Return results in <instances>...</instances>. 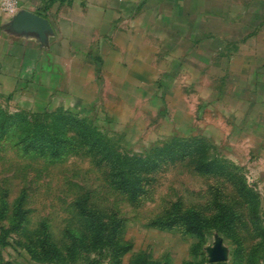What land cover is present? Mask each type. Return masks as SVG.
<instances>
[{
    "label": "rangeland",
    "instance_id": "rangeland-1",
    "mask_svg": "<svg viewBox=\"0 0 264 264\" xmlns=\"http://www.w3.org/2000/svg\"><path fill=\"white\" fill-rule=\"evenodd\" d=\"M139 16L114 13L108 42L82 31L78 55L58 56L47 40L49 61L30 50L35 62L20 64L22 52L0 46V264H264V135L253 133L264 118L257 127L250 79L222 47L181 28L145 30V19L135 28ZM59 113L96 129L114 158ZM175 140L190 152L140 169L137 196L125 190L119 155L140 167ZM203 156L225 165L203 173ZM192 212L209 226L203 239L186 229Z\"/></svg>",
    "mask_w": 264,
    "mask_h": 264
},
{
    "label": "crops",
    "instance_id": "crops-1",
    "mask_svg": "<svg viewBox=\"0 0 264 264\" xmlns=\"http://www.w3.org/2000/svg\"><path fill=\"white\" fill-rule=\"evenodd\" d=\"M17 2L19 12L27 11L49 21L51 33L54 30L55 35L50 38L51 33L48 34L47 40H50V43L55 41L53 50L57 48L58 56L64 53L78 55L82 31L100 29L105 34V41L108 42V35L113 29L114 13L119 12L140 15L135 28L139 25L143 29L145 19L148 22L145 30L181 28L186 32V36L189 34L191 37L197 36L198 41L193 44L206 48L211 44L222 47L219 49L222 50L220 55L222 59L232 61L237 71L244 72L241 76L250 79V94L256 96L252 98L251 110L255 111L256 126L262 123L264 0H17ZM12 20L13 17L8 19L0 10V46L22 52L20 64L25 61L35 62L27 55L30 54V50L33 54L34 52L43 54L45 50L43 51L41 46L44 48L46 42L42 43L38 36L32 33L16 32L11 27ZM132 36L128 32L127 37L130 39ZM107 44L105 42L100 47L103 48L105 55ZM134 44L132 41L131 45ZM72 46L75 48L73 52ZM84 47H87V44H84ZM224 47H228L227 55ZM205 52L206 57L202 55L201 58L208 65L209 50L206 49ZM50 54L49 51L43 54L48 61ZM3 55L7 54L4 52ZM254 132L256 136L264 135V130L257 129Z\"/></svg>",
    "mask_w": 264,
    "mask_h": 264
},
{
    "label": "trees",
    "instance_id": "trees-1",
    "mask_svg": "<svg viewBox=\"0 0 264 264\" xmlns=\"http://www.w3.org/2000/svg\"><path fill=\"white\" fill-rule=\"evenodd\" d=\"M54 118L59 119V120L63 119V121H65L66 123L71 122L70 124H78L79 126H83V131L85 130L87 132V136L90 139L93 145V148L98 149L99 152H107L108 153L106 154L107 157H111V159L114 158L115 153L113 152V150L110 149V147L106 145L104 141H102L100 135L96 132V129L91 128L89 125L85 124V122L84 124H82L80 120H78L77 118L73 116H69L67 114L65 115V114L59 113L55 115ZM44 138L46 142L49 144L50 148H55L54 156H59V153L61 152V146H60V141L56 138V136L48 134V135H44ZM192 146L193 145L190 142H183L180 140H175L171 142L169 145L165 146V148L158 149L157 151H155L153 156L149 157L150 159H148V161L145 162V164H142L140 167H138L139 163H135L136 159L133 160L128 157L119 155L118 164L120 165L118 166L117 169L120 175L121 185H123L125 190H127L128 192H131L132 196H137L139 193L143 191V188L141 186L142 178L141 176L138 175L140 172V169H141L140 174H142L144 172V169H148L150 166L155 167V164L157 165L158 163V159H160V157L162 156H168V157L186 156L185 154L186 153L188 154L190 152ZM204 146L205 145L200 144L199 148L200 149L205 148ZM155 160L157 161L156 163H155ZM224 165L225 163L222 164L221 162H218L216 160L207 159V157L203 156L201 157L199 170L203 173H214L215 174L216 172L221 170ZM240 187L244 191V193L246 192V194H253L252 190L248 188L245 182H240ZM222 220L225 221V219L221 216V218H219L218 224ZM184 223H185V226L188 232L195 234L201 239L204 238L205 232L207 231V229H209L208 228L209 226L205 225L204 219L197 212H192V213L187 214L184 217ZM218 224L216 225L217 228H219ZM104 234L105 233L101 231L97 233V236H96L97 242L104 246L111 247L113 245L112 238ZM262 235L264 236V233H262ZM45 244H46L45 247H47L45 249V253L47 254V256L53 257V258L57 257L59 252L50 243V241L47 240Z\"/></svg>",
    "mask_w": 264,
    "mask_h": 264
},
{
    "label": "water",
    "instance_id": "water-1",
    "mask_svg": "<svg viewBox=\"0 0 264 264\" xmlns=\"http://www.w3.org/2000/svg\"><path fill=\"white\" fill-rule=\"evenodd\" d=\"M11 27L19 33L37 35L42 43L47 41L48 34L51 33V25L48 20L27 11H21L14 16Z\"/></svg>",
    "mask_w": 264,
    "mask_h": 264
},
{
    "label": "built area",
    "instance_id": "built-area-1",
    "mask_svg": "<svg viewBox=\"0 0 264 264\" xmlns=\"http://www.w3.org/2000/svg\"><path fill=\"white\" fill-rule=\"evenodd\" d=\"M1 10L14 17L19 13V6L16 0H2Z\"/></svg>",
    "mask_w": 264,
    "mask_h": 264
}]
</instances>
